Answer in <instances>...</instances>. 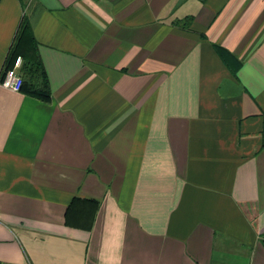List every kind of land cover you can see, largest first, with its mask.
Listing matches in <instances>:
<instances>
[{
	"label": "crops",
	"instance_id": "0c3cea01",
	"mask_svg": "<svg viewBox=\"0 0 264 264\" xmlns=\"http://www.w3.org/2000/svg\"><path fill=\"white\" fill-rule=\"evenodd\" d=\"M18 57L0 264H264V0H0Z\"/></svg>",
	"mask_w": 264,
	"mask_h": 264
},
{
	"label": "trees",
	"instance_id": "16d2710c",
	"mask_svg": "<svg viewBox=\"0 0 264 264\" xmlns=\"http://www.w3.org/2000/svg\"><path fill=\"white\" fill-rule=\"evenodd\" d=\"M189 20L190 17L187 19V24ZM21 29L30 35V25L25 19L21 22ZM18 71L22 79L19 90L43 100L49 99L50 89L44 66L40 60L22 59Z\"/></svg>",
	"mask_w": 264,
	"mask_h": 264
},
{
	"label": "built area",
	"instance_id": "2783aa9c",
	"mask_svg": "<svg viewBox=\"0 0 264 264\" xmlns=\"http://www.w3.org/2000/svg\"><path fill=\"white\" fill-rule=\"evenodd\" d=\"M19 66L20 57L15 60L13 67L5 71L3 77L0 79V85L9 90L18 91L22 82L21 75L18 71Z\"/></svg>",
	"mask_w": 264,
	"mask_h": 264
}]
</instances>
